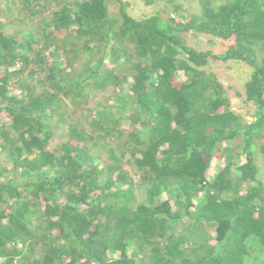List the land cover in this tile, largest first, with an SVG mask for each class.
I'll return each mask as SVG.
<instances>
[{
    "label": "trees",
    "instance_id": "trees-1",
    "mask_svg": "<svg viewBox=\"0 0 264 264\" xmlns=\"http://www.w3.org/2000/svg\"><path fill=\"white\" fill-rule=\"evenodd\" d=\"M190 1L199 10L181 21L137 19L125 0L117 12L110 0L65 2L37 48L35 35L18 39L0 21V113L10 119L0 122V156L10 160L0 169V264H251L264 251L255 162L264 156V0ZM191 31L231 43L198 50ZM49 49L68 64L46 61ZM80 49L88 62L77 69L69 59ZM227 60L252 69L242 84L251 121L208 69ZM86 86L112 88L83 122ZM215 157L223 164L208 180Z\"/></svg>",
    "mask_w": 264,
    "mask_h": 264
},
{
    "label": "rangeland",
    "instance_id": "rangeland-1",
    "mask_svg": "<svg viewBox=\"0 0 264 264\" xmlns=\"http://www.w3.org/2000/svg\"><path fill=\"white\" fill-rule=\"evenodd\" d=\"M17 1L12 0H0V21L5 22V29L7 32H9L11 35L15 36L16 38L22 37V40H25L23 37L26 34H33L34 42H37V44H34V46L40 47L41 40L44 36L43 33V26L45 22L52 16L53 11L58 10L61 8V6L65 2L74 1V0H23L25 1L22 5L23 8L17 7ZM129 2V5L127 7L128 12L135 18L139 19L141 17H144L146 15H150L153 13L161 12L163 17H170L174 18L177 21L182 20V14L192 13L195 10H199V6L195 1H185L181 2L180 0H174L172 4L177 3L181 5L184 10L175 12L172 9V6L169 5L167 2L163 3L160 1H157L155 3L147 4L145 0H125ZM20 3L21 0H20ZM107 3H109V0H107ZM110 6L111 10H114L117 12V2L115 0H110ZM16 17V18H15ZM189 44L193 47H195L198 50H209L215 54H219L223 52L229 44L231 43L230 40L221 39L218 37H213L205 34H196L194 32H189ZM30 35V36H31ZM61 36V33L59 34ZM38 38V39H37ZM52 49L46 50L44 52V58L46 61L51 62H64V65L68 64L67 58H64L62 50L59 49V51L56 50L55 55H52L51 53ZM88 51L85 49H80L77 51L75 55L69 59V61H72L77 69L80 67L82 68L85 66V64L88 62ZM31 57V56H30ZM96 63H93L91 68H95ZM21 68V64H17L15 67L10 68V70L13 69H19ZM208 69H210L211 72H213L217 77L218 80H220L225 89L228 86H231V88L228 91V95L231 98V107L235 110V112L241 114L244 118V121L248 122L252 120V114L255 110L254 106L250 103H247L245 101V96L243 95V85L245 82H247L251 77L252 69L245 63L236 61V60H227V61H213L209 64ZM40 74L39 72H37ZM38 74L34 75L33 79L38 78ZM23 75H28V70H25L23 72ZM15 80V79H13ZM130 77L127 78V81H124V87L131 84ZM13 81H11L12 83ZM13 87V85H10ZM112 86L106 88H100V87H94V86H86L85 87V95H84V101H82V104L79 106H84L82 110V116L80 119L84 122L83 118H86L89 114L88 107L92 110L95 109V111L99 106V103L104 104L107 100V96L110 94ZM107 89V90H106ZM12 90V88H11ZM236 90L239 92L236 93ZM16 96H20L22 94H19L17 91L14 92ZM85 100L87 103L85 104ZM73 97L69 96L64 99V103L66 106V110L69 113H73V110H75V105L73 104ZM92 112V111H91ZM90 114H93L92 112ZM77 116L79 117V112L76 111ZM75 117V116H74ZM83 117V118H82ZM2 121H10L9 115L6 111L3 113H0V122ZM129 125V121L127 118H123L121 121V126L123 128H127ZM59 136H54L49 142H50V149H53L59 142ZM222 159L215 157L212 159V163L210 168L207 171L208 180H211L217 173H218V164L221 166L223 163L221 161ZM8 161V162H7ZM7 162V163H6ZM255 162L257 164V177L258 179L264 184V156L259 154V152H256L255 154ZM6 164H10V160L8 158H5V156H0V169L1 165L6 167ZM9 166V165H8ZM126 168L130 169V166L126 165ZM6 175L3 176V180L7 179L6 176H10L9 173H4ZM164 196V195H163ZM112 255V254H111ZM257 257H250V263L251 264H257L260 263V260H264V251H259L257 254Z\"/></svg>",
    "mask_w": 264,
    "mask_h": 264
},
{
    "label": "built area",
    "instance_id": "built-area-1",
    "mask_svg": "<svg viewBox=\"0 0 264 264\" xmlns=\"http://www.w3.org/2000/svg\"><path fill=\"white\" fill-rule=\"evenodd\" d=\"M2 261V257L0 256V262Z\"/></svg>",
    "mask_w": 264,
    "mask_h": 264
}]
</instances>
